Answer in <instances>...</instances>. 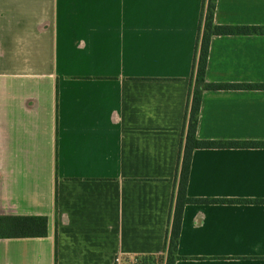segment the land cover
Wrapping results in <instances>:
<instances>
[{"label":"crops","instance_id":"0c3cea01","mask_svg":"<svg viewBox=\"0 0 264 264\" xmlns=\"http://www.w3.org/2000/svg\"><path fill=\"white\" fill-rule=\"evenodd\" d=\"M203 0H0V264H116L164 249ZM264 25V0H217ZM207 79L264 83V35L212 38ZM149 113H152L150 116ZM197 136L264 140V88L206 90ZM177 264H264V147L197 148Z\"/></svg>","mask_w":264,"mask_h":264},{"label":"trees","instance_id":"16d2710c","mask_svg":"<svg viewBox=\"0 0 264 264\" xmlns=\"http://www.w3.org/2000/svg\"><path fill=\"white\" fill-rule=\"evenodd\" d=\"M217 0H203L193 59L192 76L186 104L185 122L178 153L174 191L164 249L155 254L125 255L122 264H177L191 257L179 253L185 206L189 203L225 202L221 198H198L188 194L192 157L197 148L264 147L261 141L202 140L197 136L200 110L206 90L264 88V83H216L207 79L211 41L217 35H264V25L218 24L215 20ZM48 217L45 215H0V238L45 237Z\"/></svg>","mask_w":264,"mask_h":264},{"label":"built area","instance_id":"2783aa9c","mask_svg":"<svg viewBox=\"0 0 264 264\" xmlns=\"http://www.w3.org/2000/svg\"><path fill=\"white\" fill-rule=\"evenodd\" d=\"M116 264H122V257H116Z\"/></svg>","mask_w":264,"mask_h":264},{"label":"clouds","instance_id":"9594fccd","mask_svg":"<svg viewBox=\"0 0 264 264\" xmlns=\"http://www.w3.org/2000/svg\"><path fill=\"white\" fill-rule=\"evenodd\" d=\"M149 115L151 116V115H152V113H149Z\"/></svg>","mask_w":264,"mask_h":264}]
</instances>
